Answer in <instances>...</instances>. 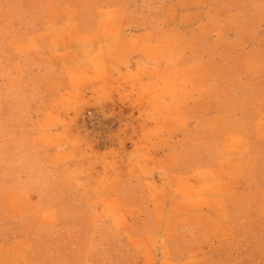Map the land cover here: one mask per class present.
I'll use <instances>...</instances> for the list:
<instances>
[{
	"label": "rangeland",
	"instance_id": "1",
	"mask_svg": "<svg viewBox=\"0 0 264 264\" xmlns=\"http://www.w3.org/2000/svg\"><path fill=\"white\" fill-rule=\"evenodd\" d=\"M5 1L12 3L17 20L0 25V220L14 213L47 223L73 207V221L51 223L64 250L72 241L94 239L100 223L111 222L114 214L121 242L122 228L131 223L140 236L136 245L152 256L132 264H264V242L258 241H264V231L256 227L264 219V70L253 65L256 55L208 62L197 53L205 47L197 41V28L188 25L181 32L160 24L147 38L135 40L137 51L144 52L133 56L137 69L115 72L119 81L112 86L103 70L109 65L103 59L111 55L95 53L94 37L85 45L69 37V26L55 19L43 23L70 13L60 8L69 2L78 13L86 9L93 15L92 0ZM254 1L207 0L205 18L227 13L232 32L251 45L259 34ZM136 2L137 10L142 4L151 16L163 9L162 0ZM42 23L48 36L29 39L28 32ZM142 26L124 30L143 31ZM31 52H37L41 69L33 80L23 76L32 66ZM243 128L251 133L230 134ZM243 144V160L229 175L224 166L231 162L230 151ZM100 160H114L121 176L120 194L113 200L98 192L102 187L87 165ZM82 176L89 181L76 185L85 189L84 196L63 197L61 191L75 185L71 178ZM127 176L136 182L129 186L122 179ZM210 194L215 197H203ZM227 206L247 213H222ZM197 207L198 214H192ZM229 222L231 239L224 241L223 225ZM191 224L195 227L186 230ZM192 235L194 243L188 241ZM175 240L183 245L170 243ZM129 259L115 264H129ZM0 264L17 262L3 258Z\"/></svg>",
	"mask_w": 264,
	"mask_h": 264
},
{
	"label": "crops",
	"instance_id": "2",
	"mask_svg": "<svg viewBox=\"0 0 264 264\" xmlns=\"http://www.w3.org/2000/svg\"><path fill=\"white\" fill-rule=\"evenodd\" d=\"M254 2L252 4L254 11L252 12L254 21L259 25V34L251 45L245 41L240 32H232V25L228 19L230 15L227 13L222 17L205 18V8L208 5L207 0H162L163 9H161L162 11L159 15L157 14L154 16L145 12L142 4L140 5V9L137 10L136 7L138 4L136 0H92L91 5L95 8L93 15H88L89 13H86V9L78 13L76 4L69 2L61 5L60 8L66 11L69 9L71 12L73 9L75 14H79L78 16L72 15L71 12L64 15L56 14L53 18H48V20L45 18L43 23L46 24V22L55 19V22L58 24L63 23L65 26H69L68 28L71 30L69 37L83 40L85 45H88L89 37H94L96 40L95 53L97 55H111L110 58L103 59V61L105 60L109 65L106 66V69H102L108 70L107 72H109L107 75V82L109 80L112 86H116L119 81V75L114 73L120 71L124 73L135 72V69H137L135 66L137 60L133 56L144 53L143 50L141 52L137 51V43L135 40L143 39V37L147 38V36L157 31V27L160 24L162 27H165V23L173 24L176 31L179 30L181 32H184V29L188 25L197 28L201 34V37H198L197 41H199L200 44L201 39L202 44H205V47L199 48L201 52L197 53L201 58L206 55L208 62L221 57L244 60L247 58V55L251 56L254 54L256 55V63L254 62L253 65L257 69L264 70V0H255ZM144 3L145 2H143V5ZM138 11L141 13H139L140 15L137 16V18H132L133 16L130 18L129 16L128 18L125 17V15L127 16L132 12L137 14ZM16 17V12L12 3L2 0L0 2V25L13 23L17 20ZM152 21L155 25L146 27V25ZM43 23L35 29L31 28L33 30L28 32L27 37L29 39H34L35 37L36 39H41L40 37H43V35L48 36L45 32L47 26L43 25ZM125 23H128V25L125 26ZM138 23H144L142 28L145 27V29L143 31L127 32L124 30L126 27H131V24L135 26ZM88 24H91V26L88 27ZM205 27L209 28L207 32L204 31ZM154 29H156V31ZM122 43H127L128 46L122 45ZM140 44L143 46V49L147 47L146 43L142 42ZM30 54L32 56V66L23 69V76L33 80L37 76L36 72L40 73L41 69L36 67L38 61L36 56L37 52H31L29 55ZM114 56H116V58H114ZM159 70H162L161 66ZM206 70L207 68L202 69V71ZM107 82L104 81L103 84ZM158 85H162V83L160 84V82H158ZM242 98L241 96L239 100ZM234 102H236V100H234ZM256 102L259 101L257 100ZM239 117L242 116L240 115ZM250 133L251 132L245 128L230 132L231 135L238 134L241 138ZM133 147L135 146L131 145L130 150ZM245 150L246 145L243 144L241 147H238L237 150L230 151L232 155L231 162L229 161V163L224 166V171L227 174L232 175L236 173L234 164L238 161L240 163L243 160L242 155ZM87 165L95 171L96 175L94 179L97 186L102 187L101 190L98 189V192H101V194L105 193L103 194L104 198L113 200L119 196L121 176L115 171L114 160H100L91 162ZM89 177H92V175ZM135 178V176H127L122 179H125L123 182H126L130 186L136 182ZM71 181L74 182L75 185L61 191L63 194L62 196L69 199L84 196L83 193L85 189H82V187L76 185V183L88 182L89 180L86 181L82 176V178H71ZM231 189L232 187L229 182L227 190L232 191ZM96 196L99 197L100 195ZM203 197L213 199L215 195H203ZM198 198L202 197L199 196ZM76 209L77 208L71 207L70 210L66 209L63 212H59L62 213L59 218L56 219L53 217L51 220L48 219L47 223L39 220L37 224L30 221V219H20L14 213H10L8 216L5 215L0 220V262H2L3 258H16L17 264H115L120 262V258H131L129 262L132 264L136 262V258H152L150 253L149 255L145 254L144 246L140 248L136 245L135 238L139 235L133 233V226L131 223H128L125 228H122L123 232H125L123 235L125 238L121 242L119 238L121 230L114 222V217L116 216L114 214L111 216L112 218H110L111 222L103 221L100 223L98 234L94 239L88 238L85 244H76L72 241L71 248L69 250H64L62 245L56 241L51 233V223L57 221L69 223L73 221L77 213ZM197 209L198 210H195L192 214H198L201 208L197 207ZM207 209L204 212H206ZM54 213L56 212L51 211V214ZM222 213L243 215L247 213V211L244 207L237 208L227 206ZM229 220L231 221V219ZM223 226V240L228 241L231 239L230 233L232 231V223H225ZM188 227L190 228H186V230H191L195 225L191 224V226ZM256 227L258 230L264 231L263 218ZM240 230L242 231V228H240ZM146 231H149V228H145L143 233L145 234ZM175 241L170 243L177 246L183 245L182 241ZM188 241L194 243L196 241L195 236H189ZM258 241L262 242L263 245V240ZM166 243L169 244L168 240H166Z\"/></svg>",
	"mask_w": 264,
	"mask_h": 264
}]
</instances>
